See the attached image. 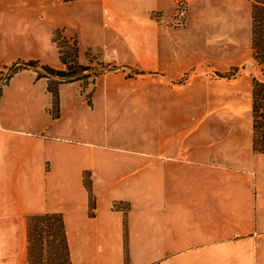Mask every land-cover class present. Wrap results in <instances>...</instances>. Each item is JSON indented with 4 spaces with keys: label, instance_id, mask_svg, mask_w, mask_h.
Masks as SVG:
<instances>
[{
    "label": "crops",
    "instance_id": "crops-1",
    "mask_svg": "<svg viewBox=\"0 0 264 264\" xmlns=\"http://www.w3.org/2000/svg\"><path fill=\"white\" fill-rule=\"evenodd\" d=\"M174 1L86 0L98 21L80 49L91 72L115 69L56 83V100L55 77L37 67L1 89L0 264H30L28 218L43 213L61 215L70 264H264V152L253 149L251 105L242 140L200 121L184 128L170 111L153 119L151 97L122 91L136 82L123 78L127 66L178 75L185 39L242 41L253 56L252 0H187L180 31ZM20 46L0 62L41 57ZM82 79L95 87L90 99Z\"/></svg>",
    "mask_w": 264,
    "mask_h": 264
},
{
    "label": "rangeland",
    "instance_id": "rangeland-1",
    "mask_svg": "<svg viewBox=\"0 0 264 264\" xmlns=\"http://www.w3.org/2000/svg\"><path fill=\"white\" fill-rule=\"evenodd\" d=\"M85 1L0 0V52L5 50L10 52L15 49V43L18 41L24 55L41 56L27 60L17 59L8 64L0 62V93L15 75L13 73L21 69L37 67L38 74L44 76L49 75L48 69L64 70L60 59H67L68 52H73L74 48L71 47L74 45L78 48L76 65L81 66H76V71L84 66L92 68L87 65L93 59L91 52L89 49L85 51L80 49L79 37L81 34L93 33L87 25L94 24L98 20L95 17V8L86 7ZM175 1L172 27L173 30L180 31L184 30L185 21L181 25H176ZM255 30L257 38L264 35V25L257 22ZM183 43L185 69L178 75L169 76L164 71L140 75L137 68L127 66L122 70L123 78L136 82L129 83L127 87L122 88V91L126 95L151 97L153 119L162 118L163 113L170 111L178 118H183L184 128L191 127L192 122L200 121V126L216 129L232 128L235 130V137L243 140L251 133V79L264 80V63L257 62L254 55L252 56L251 46L244 47L242 41L223 38L185 39ZM101 64L104 68H108V63L101 62ZM54 65H57V68L53 67ZM114 67L108 68L105 72L114 70ZM92 74L94 72H91ZM51 79L56 83L68 81L56 77ZM82 80L84 83H90L86 93L90 99L95 87L91 84V79ZM50 112L52 114L56 112L55 106L52 105ZM42 241L45 246L44 238ZM32 264L66 263L65 260L57 261L54 256H45L43 252L41 259L39 261L35 259Z\"/></svg>",
    "mask_w": 264,
    "mask_h": 264
},
{
    "label": "trees",
    "instance_id": "trees-1",
    "mask_svg": "<svg viewBox=\"0 0 264 264\" xmlns=\"http://www.w3.org/2000/svg\"><path fill=\"white\" fill-rule=\"evenodd\" d=\"M253 1V39L252 48L255 60L259 63H264V35L261 38L256 37V23L264 25V0ZM73 52H68V57L65 60L60 59L64 65V70L52 71L48 69L47 73L56 77L59 80L76 79L80 76L85 78L89 76L91 68L84 66L76 71L79 65L77 63L78 48L74 45ZM77 51V52H76ZM263 56L260 57V54ZM259 55V57H258ZM257 56V57H256ZM102 65L101 67H103ZM106 66V65H105ZM107 66L111 69L113 65ZM81 67V66H79ZM103 69H105L103 67ZM94 71L97 75L102 71ZM54 70V69H53ZM52 82L49 83V90L53 94V98L57 99V87ZM251 115H252V131H253V149L256 152H264V80L252 78L251 90ZM89 188V181L86 182ZM28 234H29V263L39 261L43 256H54L57 261L65 260L66 264H70L66 236L62 217L59 213H43L30 216L28 218ZM43 238L46 242L43 245ZM44 246V247H43ZM61 258V259H60ZM65 258V259H62ZM127 264V259H125Z\"/></svg>",
    "mask_w": 264,
    "mask_h": 264
},
{
    "label": "built area",
    "instance_id": "built-area-1",
    "mask_svg": "<svg viewBox=\"0 0 264 264\" xmlns=\"http://www.w3.org/2000/svg\"><path fill=\"white\" fill-rule=\"evenodd\" d=\"M187 0H176L175 4L177 7L176 10V25H181L184 21L185 15H186V9H187ZM15 74V73H13Z\"/></svg>",
    "mask_w": 264,
    "mask_h": 264
}]
</instances>
